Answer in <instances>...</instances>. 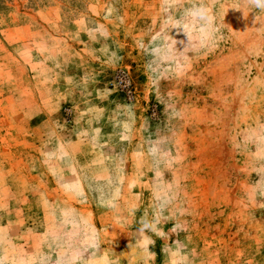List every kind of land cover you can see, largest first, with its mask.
Returning a JSON list of instances; mask_svg holds the SVG:
<instances>
[{
  "label": "rangeland",
  "instance_id": "obj_1",
  "mask_svg": "<svg viewBox=\"0 0 264 264\" xmlns=\"http://www.w3.org/2000/svg\"><path fill=\"white\" fill-rule=\"evenodd\" d=\"M0 264H264V7L0 0Z\"/></svg>",
  "mask_w": 264,
  "mask_h": 264
},
{
  "label": "clouds",
  "instance_id": "obj_2",
  "mask_svg": "<svg viewBox=\"0 0 264 264\" xmlns=\"http://www.w3.org/2000/svg\"><path fill=\"white\" fill-rule=\"evenodd\" d=\"M253 3L258 7H264V0H253Z\"/></svg>",
  "mask_w": 264,
  "mask_h": 264
}]
</instances>
